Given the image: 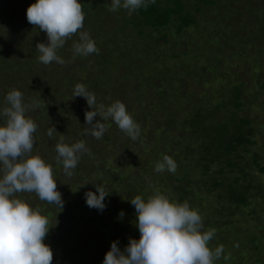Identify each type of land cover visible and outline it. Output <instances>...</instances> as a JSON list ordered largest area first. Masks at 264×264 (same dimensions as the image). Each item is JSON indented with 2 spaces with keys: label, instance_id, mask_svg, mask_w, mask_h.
<instances>
[{
  "label": "rangeland",
  "instance_id": "1",
  "mask_svg": "<svg viewBox=\"0 0 264 264\" xmlns=\"http://www.w3.org/2000/svg\"><path fill=\"white\" fill-rule=\"evenodd\" d=\"M88 1L95 6L84 12L80 31L89 33L99 54L74 57L72 45L79 41L77 33L57 50V55L65 60L64 65L56 62L44 65L38 60L40 53L35 46L48 43L46 33L37 26L28 29L29 24L14 29V23L7 17L9 12H14L16 2L0 0V13L6 12L3 18L7 20L4 26L0 25V110L7 106L5 97L13 89L9 87L7 73L12 74L10 70L15 64H27L26 71L17 73V89L24 90V104H36L26 112V117L38 126L33 134L32 155H39L52 166L57 191L64 201L63 208L58 209L41 201L35 193L16 194L33 209L39 208L49 220L44 243L53 252L52 264H103L113 242L118 241V248L124 251L129 239H140L133 215L136 210L132 214L134 209L130 206V200L140 188L130 189L133 180L127 178L146 168L149 173L154 172L146 179L161 186L162 172L155 171V161L165 153L157 154L161 151L171 155L177 165V176H188L196 185L191 187L189 206L198 211L203 223H210L215 229L209 243L211 249L230 235L237 237L234 233L243 240H247L248 233L261 234L264 229V174L259 172V167H264V0H213L214 4L208 6L199 0H181L186 13L195 19L194 27L180 33L175 23L158 31L144 27L142 35L139 34L142 28L127 24V18L132 17L128 10L110 11L111 0H78L81 5ZM95 12L98 17L94 16ZM19 13L27 20L23 11ZM16 30L26 32L23 36ZM78 83L95 94L94 111L101 104L106 109L116 101L124 103L140 126L139 138L133 141L111 118L103 120L100 116L94 123L99 120L107 126L103 138L97 140L85 135V112L92 109L85 98L74 97ZM234 86H240L242 91L241 111L233 106ZM198 109L205 110L208 120L213 122L228 121L233 114L250 120L253 144L238 152L243 157L241 166L248 168L249 174L241 182L253 186L248 191L252 197L248 206H230L217 193L211 194L206 189L211 179H222L224 175H198L191 167L189 156L183 154L186 145L194 143L195 148L200 145L187 123ZM5 120L0 115V126ZM53 126L56 132L50 138L47 131ZM60 135L69 145L83 140L91 150V155L81 154L71 177L57 163L55 145L61 141ZM235 171L232 177L242 176L237 168ZM174 184L171 182L162 189L169 187L165 195L170 202L177 203L172 193ZM97 185L109 194L103 211L89 208L85 200L88 191L99 195ZM121 211L123 217L119 215ZM47 212L52 214L49 216ZM204 229L209 230V226ZM226 247L214 264L225 261ZM243 253L235 250L227 256V261L257 264V258L251 256L254 254ZM258 257L264 259V253Z\"/></svg>",
  "mask_w": 264,
  "mask_h": 264
},
{
  "label": "clouds",
  "instance_id": "2",
  "mask_svg": "<svg viewBox=\"0 0 264 264\" xmlns=\"http://www.w3.org/2000/svg\"><path fill=\"white\" fill-rule=\"evenodd\" d=\"M155 3V0H150ZM146 0H111L109 10L119 8L132 12L147 7ZM27 21L37 26L47 35L48 43H37L35 48L40 53L38 60L44 65L52 62L64 65L65 60L57 55L66 41L77 33L79 41L72 45L73 55L89 56L99 54L94 40L86 31H80L84 26L85 15L78 0H36L26 10ZM74 97H83L92 111L85 112V135L90 134L100 140L108 128L99 120L109 118L118 128L133 141L140 135V126L134 122L124 103L116 101L105 109L99 105L96 110V97L83 84H76ZM23 94L16 89L9 91L5 97L7 105L0 110V115L6 118L0 126V264H52L53 252L44 243L49 232V220L43 216L39 208L33 209L23 199L17 198V193H35L41 200L58 209H62L64 201L57 191V183L53 178L52 166L46 164L39 155H32L34 146L33 134L37 124L26 117L29 108L36 104L23 103ZM56 132L50 127L47 135L51 138ZM61 141L55 145L57 163L63 165L64 174L73 176V170L82 153L91 155L83 140L71 145ZM174 160L163 156L162 162L155 166L156 172H175ZM95 194L86 192L85 200L89 208L103 211L105 197L109 194L101 185L96 186ZM136 210V227L140 239H129L128 246L121 251L118 241L111 244L110 251L105 255L103 264H214L221 258L224 246L219 245L214 250L209 242L215 235V229L202 231V217L197 210L190 208L187 201L183 203L170 202L158 190L145 200L137 195L130 200ZM120 217L124 213L120 212ZM225 260L227 256L223 257Z\"/></svg>",
  "mask_w": 264,
  "mask_h": 264
},
{
  "label": "trees",
  "instance_id": "3",
  "mask_svg": "<svg viewBox=\"0 0 264 264\" xmlns=\"http://www.w3.org/2000/svg\"><path fill=\"white\" fill-rule=\"evenodd\" d=\"M13 1L16 2L14 5V12H9V16L7 18L10 19L11 23H14V29H17V27L23 28L26 24H29L28 29L30 27H34L32 24L30 25L29 22H25L27 20L23 19V14L22 16H19V12L23 11V13L26 14L27 8L30 5L36 3V0ZM199 1L205 6L214 4L213 0ZM146 3L148 4L146 8L141 7L140 9L132 12L131 18H127V24L133 25L135 29L142 28V30L139 31L140 35H142L144 27H149L158 31L162 28L170 26L172 23H175V25L177 26V32L180 33L187 28L194 27L195 25L194 17L189 13H186V7L181 0H155L154 4L150 3V0H146ZM93 6L95 5H91L90 1L83 3V13L87 10H90V8H92ZM5 13L6 12L0 13V25H3L7 21L5 18H3ZM17 16H19V18ZM94 16L98 17V12H95ZM17 32L22 33L24 36L26 30ZM26 67L27 64L20 66L19 64H15L13 69L10 70L12 74L10 75L7 73V80L11 84L9 87L19 90L22 94L24 93V90L17 89V83L19 82L17 81V78H19L17 73L22 70L26 71ZM25 91H27V88L25 89ZM233 94L234 109L241 111L243 105L241 102L242 91L240 89V86H234ZM208 117L209 114L206 113L205 110L198 109L192 114L191 119L187 121L190 129H192L191 133L197 136L200 145L198 148H195L194 143L192 145H186L185 152L183 154L189 156V159H191V167H193L194 170L197 171L198 175H224L222 179H211L210 185L206 187V189L211 194L217 193L218 197L228 202V205L230 206L236 205L237 208H239L240 206H248L249 202L252 201V197L250 196L248 191L253 189V186L243 183V180L249 178V174L246 173V170L248 168L241 166L240 162L242 161L243 157L238 152L240 148L253 144V130L249 128L251 122L247 118H237L235 114L229 117L230 119L228 121L224 122H213L208 120ZM162 153L163 156L167 155L171 157V155L167 151H161L157 154ZM197 153L202 154V156L198 157ZM162 160L163 158H161L160 160H156L155 166L158 162H162ZM236 168L238 169V173L240 172L242 176H231L236 173ZM259 168V172L261 174H264V167ZM165 170L166 172L164 171L161 173L162 181H160V183L162 184L161 186H159V184H152L150 180L146 179L147 177L153 175L154 172L149 173L146 168L139 169L137 173L134 172L127 178L133 180L132 182H130V189L132 188L133 190H138V188H140L139 192H134L135 196H142L144 194L142 198L147 199L149 196H151V193H155L157 190L161 194L165 195L166 193H168L167 190L169 187L166 189H162V187L168 185L171 182H175L176 184L174 185H176V187L173 188L172 193L174 196H176L177 203H183L187 201L188 204H190L191 202L189 201V198L192 196L191 187L192 185L196 186L194 182L188 179V176L180 178L176 175L177 173L169 172L167 169ZM117 178H120V175ZM109 180L113 182L112 178H110ZM121 180L124 181L125 178L123 177L121 178ZM156 185L158 187L155 188V191H150V189H152ZM257 188L258 190L261 189V187ZM122 190H124V187H122ZM259 193L260 191H258L255 196H258ZM130 206L132 209H134L132 210L133 214V212L135 211V207L132 204H130ZM47 213L49 214V216L52 214L51 212ZM133 215H136V212ZM251 216H256V214L251 213ZM206 226H209V229H213V227H210V223H203V229L206 228ZM203 229L202 231H205V229ZM228 229H230L229 224ZM233 230L235 229L233 228ZM260 233L261 234L259 235L254 232H251V234L248 233L249 235H245L247 237V240H243L241 235L238 233L233 234L237 235V237H231V235L229 237H226L225 240H229L227 241V243H224V239L223 241L221 240L220 245H222L223 243L224 247L227 246L225 256H230V254L234 253V251L237 250L240 253L244 252V255L254 254L251 256L257 258L256 263L263 264V257L261 259L258 256H261L264 253V229ZM236 239L238 240L237 243H235ZM230 248H233V251ZM65 253H69V251H66ZM77 254L79 253H74V255ZM219 263L230 264L227 260H225L224 262L218 261L215 264ZM236 263L239 264L238 262Z\"/></svg>",
  "mask_w": 264,
  "mask_h": 264
}]
</instances>
